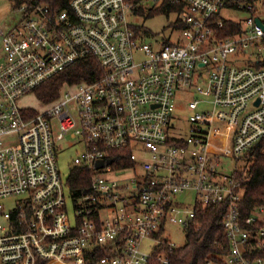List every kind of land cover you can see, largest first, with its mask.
<instances>
[{"label": "built area", "instance_id": "built-area-1", "mask_svg": "<svg viewBox=\"0 0 264 264\" xmlns=\"http://www.w3.org/2000/svg\"><path fill=\"white\" fill-rule=\"evenodd\" d=\"M139 1L23 5L14 25L0 23V264H171L181 245L167 227L186 239L219 204L227 249L207 264H264V204L244 213L222 170L223 157L264 147V0H163L178 14L173 40L136 31ZM86 56L101 76L64 82L40 111L19 106ZM180 90L193 95L188 127L171 136ZM59 143L79 144L72 164L91 172L78 196L60 176ZM123 150L129 164L112 165Z\"/></svg>", "mask_w": 264, "mask_h": 264}, {"label": "trees", "instance_id": "trees-1", "mask_svg": "<svg viewBox=\"0 0 264 264\" xmlns=\"http://www.w3.org/2000/svg\"><path fill=\"white\" fill-rule=\"evenodd\" d=\"M13 8L23 5H47L55 11L68 7L69 0H10ZM163 12L175 10V6L163 3ZM138 12V10L136 11ZM153 13L149 9L148 15ZM136 31L138 28L136 27ZM139 32V31H138ZM103 74L96 58L86 56L79 59L72 66L36 89L37 95L43 101L49 102L58 96V89L64 83H77L82 80L92 81ZM263 145H257L244 157V164L236 165L239 158H228L233 161L230 173L238 182L239 189L243 191L241 208L244 213H249L256 206L264 204V152ZM128 151L111 154L112 165L125 167L128 163ZM118 164V165H117ZM91 172L84 167L73 166L70 170L65 185L74 196L81 194V189L90 181ZM200 213V229L190 228L184 243L170 255L171 264H207L208 261L217 259L227 249V239L222 228L224 204L208 206ZM38 264H44L39 262Z\"/></svg>", "mask_w": 264, "mask_h": 264}, {"label": "rangeland", "instance_id": "rangeland-1", "mask_svg": "<svg viewBox=\"0 0 264 264\" xmlns=\"http://www.w3.org/2000/svg\"><path fill=\"white\" fill-rule=\"evenodd\" d=\"M163 0H141L139 1V6L134 10V14L129 15L130 22L138 28V31L144 36V38L153 40H173L178 35L176 29H174L175 22L178 18V14L175 10L170 12H163L160 8L162 6ZM149 9L153 11L151 15H148ZM138 10V12H136ZM244 14L237 10H222L220 12L221 18H233L241 19ZM22 17V14L19 10H16L12 6L10 0H0V23L6 25L7 27L14 25ZM64 88H67L66 85ZM63 88V90H64ZM65 91V90H64ZM38 92V91H37ZM36 91L24 96L19 101V106L21 108H32L36 110H42V105L40 102L47 103L39 98ZM192 93L185 90L176 91L175 93V103L177 110L175 112V121L176 127L169 129L168 133L171 136L184 135L188 127V116L190 112L187 109L186 101L189 97H192ZM203 108H200L202 111ZM57 149V163L60 171V176L65 182L68 178L71 168L73 167L72 160L76 152L80 151V145L78 144L75 147L67 148L63 143L56 145ZM264 152V147L262 148ZM249 153V152H248ZM239 158L236 162V165L244 164V157ZM233 167V161L228 158H222V170L224 172H229ZM126 176L130 175V171H127ZM113 178H117V174H109ZM6 207L10 206L9 201L4 202ZM67 204L69 207V212H72L71 200L67 197ZM166 236L172 242L182 245L185 241L184 231L182 228L176 225H170L167 227ZM142 248L144 250L149 249V244L144 243Z\"/></svg>", "mask_w": 264, "mask_h": 264}, {"label": "water", "instance_id": "water-1", "mask_svg": "<svg viewBox=\"0 0 264 264\" xmlns=\"http://www.w3.org/2000/svg\"><path fill=\"white\" fill-rule=\"evenodd\" d=\"M111 161H112L111 159H107L105 163L110 164ZM101 165H102V163H96V166H101Z\"/></svg>", "mask_w": 264, "mask_h": 264}]
</instances>
